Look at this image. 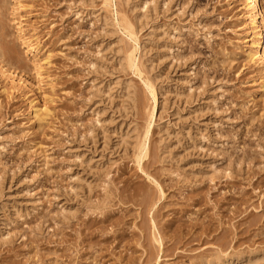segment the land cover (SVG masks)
<instances>
[{
    "label": "rangeland",
    "instance_id": "1",
    "mask_svg": "<svg viewBox=\"0 0 264 264\" xmlns=\"http://www.w3.org/2000/svg\"><path fill=\"white\" fill-rule=\"evenodd\" d=\"M244 13L0 0V264H264V65Z\"/></svg>",
    "mask_w": 264,
    "mask_h": 264
},
{
    "label": "bare ground",
    "instance_id": "2",
    "mask_svg": "<svg viewBox=\"0 0 264 264\" xmlns=\"http://www.w3.org/2000/svg\"><path fill=\"white\" fill-rule=\"evenodd\" d=\"M260 5H261L260 0H242V6H243V9L245 10L244 17L248 18L250 20L249 29H250V33L252 35L250 51L247 55L248 60L253 64H256L257 60H262V63L264 65V51L262 52V47L264 45V6L262 5V7H263V10H262ZM31 49L34 50V48H32V47H31ZM130 66L132 67V69L137 68L136 62H134V61H130ZM131 67H130V69H131ZM153 97H154V99H153L154 106H153L152 111H151L152 112L151 121L154 120V117L156 115L155 114L156 109L158 108L157 104H156V97L154 94H153ZM150 124L147 127V129H145L146 132L144 134L145 135L144 141L141 144V146H139V149H138V151H139L138 161L140 163L142 161L141 160L142 157L144 156V154L147 150L146 143H147V140L149 137L150 127L152 125V124L151 125Z\"/></svg>",
    "mask_w": 264,
    "mask_h": 264
}]
</instances>
